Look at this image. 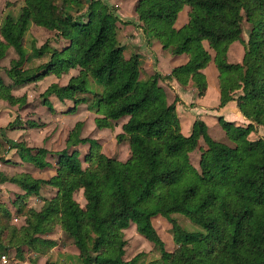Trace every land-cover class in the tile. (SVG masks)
I'll use <instances>...</instances> for the list:
<instances>
[{"label": "trees", "instance_id": "1", "mask_svg": "<svg viewBox=\"0 0 264 264\" xmlns=\"http://www.w3.org/2000/svg\"><path fill=\"white\" fill-rule=\"evenodd\" d=\"M185 6L187 22L176 28ZM114 7L108 0H22L16 13L6 11L0 19V100L21 107L26 95L14 96L13 87L77 69L66 84L51 82L40 94L42 103L51 104L50 96L71 100L66 112L85 104L96 115L98 129L127 118L115 140L130 149L125 161L107 156L97 139L81 136L83 122L77 121L65 147L54 153L53 176L0 173V182L24 191L11 201L15 214L24 218L20 227L11 224L12 213L0 201V255L15 249L19 260L35 264L27 255L53 248L57 241L46 235L59 227L78 249V264H264V138H248L264 127V0H134V15L127 19ZM119 24L139 29L145 46L157 41L165 54H185L187 62L165 75L145 71L144 55L122 41ZM31 25L52 32L53 39L25 45ZM62 40L60 47L52 44ZM235 41L243 46L240 62L227 58ZM9 48L17 58L5 68L1 61ZM211 61L218 72V106L235 101L248 120L242 126L217 117L229 143L213 139L198 118L185 135L175 108L178 97L168 103L159 84L174 79L203 96L202 70ZM2 70L11 83L3 81ZM26 125L43 126L32 119ZM6 128L0 129L1 160L14 149L24 162L39 169L50 166L49 150L8 139ZM200 140L205 147L195 166L190 153ZM79 144H88L85 167ZM42 185L55 187L56 194L41 198ZM80 190L83 206L75 198ZM31 196L39 199L37 207L28 205ZM173 214L185 216L194 227L181 226ZM156 216L171 224L173 250L166 249L155 229ZM130 223L160 250L159 258L143 263L142 252L124 258V230Z\"/></svg>", "mask_w": 264, "mask_h": 264}, {"label": "crops", "instance_id": "2", "mask_svg": "<svg viewBox=\"0 0 264 264\" xmlns=\"http://www.w3.org/2000/svg\"><path fill=\"white\" fill-rule=\"evenodd\" d=\"M181 11L182 12H180V16L178 14V17L174 24L176 28L181 27L187 22L188 7L187 6L183 7ZM125 27H130V26L128 24ZM131 27L133 28V30L135 29L133 26ZM136 31L138 36L140 35V38L142 39L141 31L139 29ZM138 45L139 47L132 49V51L144 55L143 67L148 72L157 69L164 75L169 74L173 68L183 65L187 62V56L185 54H179V55L165 54L162 50L160 43L157 41L153 42L151 46L148 47L144 45L143 41H141V43H139ZM238 46L239 47L241 46V51H239ZM242 57H243V46L240 44V42L235 41L231 43L227 50L228 60L230 61V59L235 58V62H240L242 60ZM202 71L205 74L207 86L204 95L200 97L195 95L194 87H192L191 85L182 87L174 79H170L168 80V82L159 81V84L164 88L166 92V99L168 103L173 102L175 97H178L179 100L176 102L175 108H176L177 116L180 120L181 131L185 135L189 134L192 122L198 118L201 119L206 124L208 133L213 139L216 140V138H214V136L216 135L220 136L221 138H224L225 131L222 130V127H218L220 125L217 119L218 116H223L224 119L228 121H232L235 125H242V126L246 125L248 123V120L241 115L240 111L236 106L235 101L228 102L224 107L218 106L220 93H219L218 80H217L218 72L216 70L214 63L212 61L209 62L208 65ZM71 72L74 71L70 69L67 73L61 74L59 78H57L54 75L53 76L60 81V83L58 84L64 85L67 83L69 77L71 75H74V73ZM50 76L51 75H48L46 77H50ZM42 80H44V78ZM50 82H55V81L51 80ZM24 86L26 85L13 87L12 94L16 97L24 95L25 93H19L20 92L19 90ZM49 100L53 107L52 109L53 112L51 113V115H49L50 118H47L48 116L45 118L46 114L40 113L41 110H38L37 107L33 110L34 112H36V117L40 118L41 120L39 121L37 118L36 119L31 118V119L43 124L42 127H36V128L28 127L26 125V122L23 121L24 117H21L22 118V119L20 118L21 121L20 120L17 121V123H15V125L12 128L10 127L6 128L8 123L13 122L17 115L20 116L21 114L22 115L24 114L26 116L28 114V110L31 107L30 106L31 100L27 99V95H26V104H24L21 107H18L17 105H10L8 102L4 100H0V129L6 128L4 130L5 136L13 141H25L26 144L30 147H44L50 151V153L46 157V160L50 162V166L45 167L43 169H39L28 162H24L20 160L18 154L14 149L7 150L2 155V157L6 159V161L0 159V173H2V175L6 177H10L15 173L26 172L29 173L32 177L37 179H48L55 174L56 158L54 153L62 150L65 147V141L67 139L68 133L73 128L74 124L77 122L76 121L73 124V126H71L72 125L71 123L69 125H66L63 119H61L60 114H68V113L76 112L77 114L85 115L86 119L93 114L94 116L91 118L90 123L92 124V126L95 127L94 118L96 115L90 112L89 110H87L85 104L77 105L76 109L73 112H66L69 108L73 107V102L71 100L65 99L63 101H59L54 96H50ZM53 100H55V102ZM70 102H72V105H70ZM56 103L59 104V107L56 106ZM64 104H67L66 107L64 108L60 107L61 105ZM86 119L78 120L83 122L82 129L86 126L85 125ZM51 120H54L56 123L63 121L64 127L66 126L65 128L67 129V131L63 138L64 146L62 147H54L56 145L54 141L55 131L52 130L54 125L51 126L50 124ZM126 120L127 118H121L117 121H111V126L109 128L98 129L96 127L98 134L94 136L95 139H97L98 142L100 143L101 151L107 156H112L117 154V159L119 161H125L130 156V149L128 144L127 143L125 144L122 153L119 151L115 152V150L111 153H106L104 145L99 140L101 139L102 135L108 134L116 142L115 136L122 131L121 125ZM212 127L216 129L215 135L214 133L211 134L210 132ZM81 136L88 137L85 135H81ZM76 148L78 149L79 153L81 148H83L82 150L83 153L85 154V152L88 149V144H79L76 146ZM56 191L57 189L55 187L49 185H42L39 189V196L41 198L42 197L51 198L56 194ZM23 192H24L23 190H21L16 184L12 182H8V181L0 182V201L5 203L10 209L12 213L11 224L15 225L16 227H20L24 224V218L22 216H17L15 214V209L11 205V201L15 198L16 194H22ZM80 192L82 193V190H80ZM38 200L39 199H37L36 196H31L28 201V205L37 207L39 205ZM156 217H154L153 219H155ZM131 224L132 223H130L129 227H131ZM128 228L124 230L125 234ZM46 237L52 240H56L57 244L53 248H51L46 254L43 255L37 256L35 252H30L27 256H30V258L35 261V264H78L77 261V255L79 254L78 249L75 247V245L72 243L70 239L64 237L59 227H57L53 232L48 233ZM7 256L9 258V262L7 264H18V263L32 264L29 261L30 259L28 258L24 259L23 261L19 260L16 257L15 249H11L7 254ZM124 258L126 260L130 259L126 257V254L124 255Z\"/></svg>", "mask_w": 264, "mask_h": 264}, {"label": "rangeland", "instance_id": "3", "mask_svg": "<svg viewBox=\"0 0 264 264\" xmlns=\"http://www.w3.org/2000/svg\"><path fill=\"white\" fill-rule=\"evenodd\" d=\"M21 2H22V0H0V19L6 11H11L13 13H16L19 9V6L21 5ZM108 3L116 6L114 8L119 10V12L122 14L123 19H127L126 17H131L132 15H134V11H133L134 0H108ZM180 12H182V11H180ZM180 12H179V16H180ZM126 25H128V24H126ZM126 25H120L119 24L121 35H122V41L124 43L127 42L126 44L128 46H130L131 50L138 48L139 47L138 44L141 43V41H142V39L140 38V35L138 36L137 31H136L138 29L133 30V28L131 27L132 25H129L130 27H125ZM247 26L248 25L245 23L244 29H246ZM52 35H53L52 32H50L44 28H40V27H37L35 25H31L29 30L27 31V33L25 35L24 44L28 45L30 43V41H35L37 45H41L47 39H53ZM242 36H243V38H245L246 37L245 33H243ZM52 44L54 46L60 47L64 44V41L62 40L59 43L52 42ZM239 51H241V46L239 47ZM11 58H17V55L12 48H9L6 56L1 61V64L3 65V67H5V68L9 67V61ZM230 61L235 62V58L230 59ZM143 69H145V68L143 67ZM72 71H74V72H71V73H74V75L77 74V69H72ZM1 77L3 78V80L6 83L11 82L9 80V78L6 76L5 70L1 71ZM51 80H54L55 82L60 83V81L58 79H56L53 75H51L50 77H45L44 80H39V82H33L30 84H27L26 86H24L23 88H21L19 90L20 91L19 93H25L27 95V99L31 100V104H30L31 107L28 110V114L26 116L24 114H23L24 116L22 114H21L22 116L17 115L15 117V120H14L15 122H13L14 124L17 123V121H19V120L21 121V119H22L21 117H24L23 121H25V122L31 118H33V119L37 118L40 121L41 119L36 117V112L33 111L36 107L38 108V110H41L40 113L46 114L45 118L47 116H48L47 118H50L49 115H51V113L53 112V110L51 109L52 104H49V105L43 104L40 94L51 83L50 82ZM53 101L55 102V100H53ZM66 105L67 104H64V105H61L60 107L64 108V107H66ZM70 105H72V102H70ZM56 106L59 107V104L56 103ZM93 116L94 115L92 114L89 118L86 119L85 115L77 114L76 112L68 113V114H60L61 119H63V121L66 123V125H69L71 123L72 124L71 126H73V124L78 120L86 119L85 125L87 127L85 126L82 129L81 135H85V136H88L91 138H95L94 136H96L98 134V131H97L96 126L94 127L90 123L91 118ZM42 119H44V118H42ZM63 121L56 123L54 120H51V123H50L51 126L54 125L52 130L55 131V133H54V139L55 140L54 141H55L56 145L54 147L64 146L63 138L65 136L67 129L65 128L66 126L64 127ZM210 122H212V121H210ZM218 127H221V126L219 125ZM210 132H211V134L214 133V135H215L216 129H214L212 127ZM259 137L264 138V127H257L256 131L251 132L248 136L249 139H257ZM214 138H216V140L229 143V140L227 139V137L221 138L220 136L216 135V136H214ZM99 141L104 145L106 153H111L114 150H115V152L119 151L122 153V150L124 149L125 144H126L125 142H122V143L115 142L112 139V137H110L108 134L102 135L101 139ZM201 147H205V144L202 140H200L198 148H196L193 152L190 153L191 162L195 166L198 165ZM82 149L83 148H81V150H80V153H81L80 160L82 162V167H85L86 164L83 161V154L84 153H83ZM115 156L117 157V154ZM75 198L81 205H83L85 203V200L82 197V194L80 191H78L75 194ZM173 217L181 226H185L187 228L194 227L193 224L183 215L173 214ZM153 225H154L155 229L157 230L158 234L160 235L161 239L164 241L166 249L167 250H173L175 247V244L172 240L171 224L164 217L157 216L155 219H153ZM125 238L127 239V244L125 246V250H126L125 254H126L127 258H131L132 256H134L135 254H137L139 252H142V257L140 259L143 263H146L152 259L159 258L160 250L157 247L155 248L151 242L147 241L142 235L137 233L133 223L131 224V227H129L126 230Z\"/></svg>", "mask_w": 264, "mask_h": 264}, {"label": "built area", "instance_id": "4", "mask_svg": "<svg viewBox=\"0 0 264 264\" xmlns=\"http://www.w3.org/2000/svg\"><path fill=\"white\" fill-rule=\"evenodd\" d=\"M8 262H9V258H8V256L6 254L0 255V263L7 264Z\"/></svg>", "mask_w": 264, "mask_h": 264}]
</instances>
